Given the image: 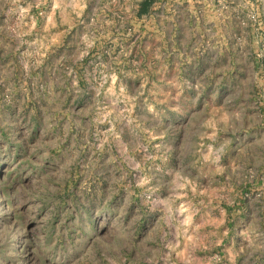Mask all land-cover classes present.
I'll return each mask as SVG.
<instances>
[{
	"label": "rangeland",
	"instance_id": "rangeland-1",
	"mask_svg": "<svg viewBox=\"0 0 264 264\" xmlns=\"http://www.w3.org/2000/svg\"><path fill=\"white\" fill-rule=\"evenodd\" d=\"M6 1L0 264H264V0H151L125 36L92 0L54 44L49 0Z\"/></svg>",
	"mask_w": 264,
	"mask_h": 264
},
{
	"label": "crops",
	"instance_id": "crops-1",
	"mask_svg": "<svg viewBox=\"0 0 264 264\" xmlns=\"http://www.w3.org/2000/svg\"><path fill=\"white\" fill-rule=\"evenodd\" d=\"M41 1L42 0H7L6 4L8 3L10 8H14V10L17 11V19L21 24H24L27 19L31 23H34V19L38 18L37 12L42 10V5H40ZM91 1L92 0H49L47 2V11L45 10V17L48 19L47 26L57 27L54 34H48L49 44H54L55 42L59 43L64 40L66 35H71L73 26H75V30L78 26L80 27V25L81 28L87 26V16L91 6H93ZM96 1H101L102 3L100 7H102L103 10L102 13L98 15V17H103L105 19L102 23L106 25L111 23L116 25L115 29L118 30L116 33H120L123 36L130 34L131 25H135L136 16L139 15L142 17V15H146L152 7L151 0ZM96 7H98V5H96ZM45 17L43 16L42 19ZM91 22H93V20H91ZM24 33V30L20 31L19 37L21 40L27 39ZM83 33H86V31L82 30L80 34ZM40 36L44 37L45 35L41 34ZM31 38L37 40L36 36H32ZM40 40H42V38ZM51 51L52 49H49L47 55H50ZM126 97L130 98L129 95H126ZM111 100H115L116 104H118L122 99L118 95L111 97Z\"/></svg>",
	"mask_w": 264,
	"mask_h": 264
}]
</instances>
